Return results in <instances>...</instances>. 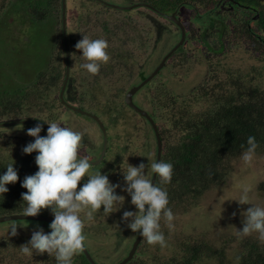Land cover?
<instances>
[{
  "label": "rangeland",
  "instance_id": "rangeland-1",
  "mask_svg": "<svg viewBox=\"0 0 264 264\" xmlns=\"http://www.w3.org/2000/svg\"><path fill=\"white\" fill-rule=\"evenodd\" d=\"M55 1L60 3V0ZM209 1L204 0V5H197L196 12L201 14L204 10L206 11L211 6V4H205ZM107 2L116 6L118 4L130 5L138 2V0H107ZM79 3H84L87 6L84 10L86 12L80 11ZM66 6L69 15H75L71 26L76 27L75 30L78 33L83 28L82 25L90 21L88 23L90 31L87 35L90 39H93L92 35H94V39H106L108 41L106 51L109 50L110 46H113L116 40L118 50H122L123 53V51H129L133 48V58L137 57L131 67L133 74L127 73L123 67H116L114 74L107 78L101 74L99 77H102L98 78L95 83L98 87L93 89L91 86L94 85L92 81L94 75L80 67L82 63L87 62L81 55V50L77 49L78 52L69 59V77L73 81V89L70 94L71 101L79 98L78 105L80 108L90 112L94 111L100 118L106 134L109 135V138L107 137L108 149H106L108 155L102 165L97 164L92 169L100 170L102 174H108L111 182H119L123 185L121 170H125L128 163L136 166L143 162L150 166L151 162L155 160L156 139L151 125L132 108L126 106L122 102V96L132 81H138L142 76H147L153 71L166 51L170 49V46L179 40L180 34L174 33L173 24L148 9L138 8L121 11L104 8L89 0H66ZM42 8H46L45 3L42 4ZM75 9L79 11L76 12ZM23 10V5L15 2V0H0V100L5 102L6 107H8L7 103H15L18 106L14 112H10L7 116L37 118L46 122H62L74 130L85 131L84 149L81 151H85L87 155L89 153L96 155L102 146V137L96 122L86 114L66 110L59 98L65 72L61 42H58L55 53L51 49L56 46L59 37L56 30L59 29L60 24V8L59 11L55 12L47 10L43 15L31 19L22 14ZM143 12L145 15H142ZM191 12L195 14L193 9ZM151 21L157 24L158 28H152ZM226 23H228V19ZM103 24L106 25L107 30L102 27ZM252 25L254 26V23ZM115 26L116 32L114 31ZM226 26L232 28V24H226ZM111 29L113 38L109 37ZM194 29L191 31L192 35L198 33ZM219 31L217 26L210 31L207 30L209 33L207 38L212 47L217 48L219 39L216 41V33ZM138 34L140 37L143 36V40L140 38L142 49L139 48V42H137ZM122 36L129 38L125 47L121 45ZM230 37L234 39L232 35ZM82 38L83 35L78 38V41ZM227 38L226 31L224 40L226 41ZM251 44L250 41H246V44L243 45L248 48L246 51L243 49L237 51L238 48L234 46L226 56L210 59L211 62L207 61L200 64L194 56L195 47L188 44L184 50L190 53L185 62L189 63L190 57H192L196 59L197 64L184 70H181L183 63L178 64L173 57L169 66L165 68L166 70L164 69L166 79L161 81L162 87L157 85L155 88L153 86L152 88L144 87L136 96L143 110L156 114L155 123L158 131L161 132L162 126L165 127L166 125L164 118L166 106L165 109L162 108L163 106L159 107V104H164L161 99L160 102L158 101L156 109L153 108V96L156 97L164 92L175 97L187 95L200 81L205 79L203 77H206L211 67L216 70L222 65L232 64L233 69L251 71V64L255 61L252 56H248V51H252L253 55L257 54ZM50 52L54 53V56H50ZM138 63L139 70L142 71L139 77L135 74ZM172 63L178 65L172 67ZM53 68L58 70L60 77L54 87L51 86V89H48V84L51 82L49 76L56 72ZM75 72L80 75L76 77ZM49 90H51L50 93ZM63 98L66 100L67 96L63 95ZM91 99H96L99 106L92 104ZM47 104L49 107H46ZM3 109L1 107L0 112ZM4 116L0 115V118H4ZM35 125L23 123L15 126V128L0 129V157L3 161L13 162V157L18 154V151L27 143L34 141V137L27 135V129ZM40 135H46L44 128H42ZM162 136L165 137L163 134ZM163 142L164 139H162ZM229 164L232 169L224 182L218 187L204 191L199 205L192 211L174 217L172 221L174 226L171 229L167 227V222L162 217L160 223L162 224L161 231H163L167 242L165 246L173 247L171 244L181 239H187L189 236L198 238L201 235L214 246L225 247L228 256L234 254L233 249L240 239L235 233L237 229L242 228V213L251 206L248 204L240 205L234 199L239 196L241 186L248 185L251 188L249 196L252 203L264 206V197L257 190L258 185L264 182V154L256 153L251 166L244 163L241 154L231 159ZM146 171H150V167ZM86 179L87 177L82 178L78 182V187ZM116 192L125 197L122 208L106 216L102 211L103 206H101V210L95 213L93 221L85 220L84 222L85 246L98 264H115L121 260L132 247L131 243H133L137 233L129 229L127 223L121 220L123 211H136L135 206L130 203V196L121 188H117ZM46 210L47 212L43 210L40 214L51 213L50 208ZM81 216L83 218L84 214L82 213ZM34 221L31 224L40 223L41 226H48L50 223L45 225L46 222L42 224L41 221ZM17 224L30 226L24 220H21L20 223L17 222ZM6 225L8 224L0 225V239L9 237L6 234ZM27 231H29L27 228L18 225L17 235L27 234ZM30 231L29 234H32L34 230L30 228ZM251 236L257 238L256 233L251 234ZM233 237H237V239L228 242V238L232 239ZM142 239L137 250L143 244ZM153 250H156L155 246Z\"/></svg>",
  "mask_w": 264,
  "mask_h": 264
},
{
  "label": "trees",
  "instance_id": "trees-1",
  "mask_svg": "<svg viewBox=\"0 0 264 264\" xmlns=\"http://www.w3.org/2000/svg\"><path fill=\"white\" fill-rule=\"evenodd\" d=\"M138 1H148L161 12L167 13L180 4L193 7L195 20L200 21L202 28L206 30L200 37L190 36L188 42L195 47L194 56L199 64L205 60L211 62L210 59L226 56L234 46L238 48L237 51H246L248 48L243 46L246 41L252 43L253 50L257 53L253 55L252 51H248V56H252L255 61L251 64V71L233 69L232 64L222 65L216 70L211 67L206 77H203L205 79L187 95L175 97L164 92L153 96V108L156 109L161 99L164 104H159V107L163 106L165 109L166 106V125L162 126L161 132L158 131L160 138L164 139L160 159L173 164V174L170 183L161 186L167 189L168 207L176 218L197 207L204 191L218 187L224 182L232 169L230 160L240 156L247 148L249 136H254L258 143L256 153L264 154V0H231L243 5L245 10H228V23L223 22V14L214 13L213 18L221 21L219 24L209 22L211 8L217 0L205 3L211 6L203 11L204 15L196 12V6L204 5V0ZM226 24H232V28H228ZM215 26L220 29L219 33H216V41L219 39L217 48L212 47L207 38V30L210 31ZM226 31L228 38L225 41ZM58 77L53 76L48 84L49 89L54 87ZM2 104L3 102L0 106ZM7 106H1L4 108L2 114L18 108L15 103H7ZM46 107H49V104ZM155 117L156 114L152 113L154 123ZM35 156V151L31 154L22 151V154L13 158L18 180L9 183V191L0 195V215L23 212L26 204L22 201L21 193L27 189L21 186V181L26 175L34 174L38 170ZM8 163L11 162L3 161L0 157V173L6 171ZM155 183L160 185L157 176ZM257 190L264 197V182L258 185ZM43 210L46 211L44 208L41 212ZM24 221L30 224L24 226L29 230L27 234L0 239V264H56L54 254L45 252L27 256L20 251V246L26 244L31 237L30 228L36 230L37 225L41 226L40 223L31 224L34 220ZM12 222L20 223L21 220L0 225ZM41 227L45 232H50L47 225ZM236 239L237 237L228 238V242ZM142 240L143 244L126 264H264V242L251 235L238 240L232 256L227 255L225 247H216L201 235L198 238L189 236L187 239H181L171 244L173 247L160 248V245H154L156 250H153L154 246L148 245L144 238ZM73 264L90 263L81 251L73 257Z\"/></svg>",
  "mask_w": 264,
  "mask_h": 264
},
{
  "label": "clouds",
  "instance_id": "clouds-1",
  "mask_svg": "<svg viewBox=\"0 0 264 264\" xmlns=\"http://www.w3.org/2000/svg\"><path fill=\"white\" fill-rule=\"evenodd\" d=\"M75 48L81 50L87 61L80 67L93 75L110 59L106 51L108 41L103 38L90 39L83 35ZM46 123L49 126L44 136L40 135L43 127L40 123L27 129V135L34 137V141L27 143L22 151L25 154L36 152L38 170L21 181V186L27 189L21 193L26 204L22 214L36 216L42 209L50 208L54 219L48 225L50 232L46 233L43 227L37 225L28 242L20 246V251L27 256L46 252L54 254L56 264H73V257L85 247V220L93 221L101 206L106 216L123 207L125 197L117 194V188L131 197L130 203L136 209L123 211L121 220L133 232L139 231L148 245L164 247L166 241L160 221L163 217L171 229L174 214L168 207L167 189L161 185L170 183L173 164L163 159L153 160L150 166L143 162L136 166L128 163L126 169L121 170L124 184L113 183L108 174L93 170V160L81 151L84 149L85 131L74 130L62 122ZM257 147L255 137L249 136L247 148L241 154L246 165L251 166ZM13 165L14 161L8 163L6 171L0 173V195L9 191V183L18 180V171ZM149 167L150 171H146ZM153 174L159 178L160 185L153 184ZM84 177L87 179L78 187V182ZM250 191V186L242 185L239 196L234 199L240 205H251L242 213L243 226L237 229L235 235L243 238L256 233L257 239L264 242V206L252 203ZM17 228L15 222L6 225L7 236H16Z\"/></svg>",
  "mask_w": 264,
  "mask_h": 264
},
{
  "label": "flooded vegetation",
  "instance_id": "flooded-vegetation-1",
  "mask_svg": "<svg viewBox=\"0 0 264 264\" xmlns=\"http://www.w3.org/2000/svg\"><path fill=\"white\" fill-rule=\"evenodd\" d=\"M84 1H88V0H84ZM89 1L90 2H93V4L96 3V4L100 5V6H103L104 8L116 9V10H121V11H123V10L138 9V8L148 9V10L152 11L153 13L157 14L158 16L163 17L165 20H167L171 24H173V26L175 28L174 33H176V34L178 33L181 36V30L182 29L184 30V40H183V43L180 44L177 47V49H175L171 53V55L165 61L164 66L157 72V74L152 78V80L149 81L148 83H146L145 85H143L142 87H140V89L137 90L133 94L132 100L135 103V105L139 106L140 108H142V107H141V104L139 103V101L136 98L137 93L141 89H143L144 87L145 88L146 87L152 88V86H153L155 88L156 85L158 87H162L160 83L163 82L162 80H164V78L166 79V77H165V70L166 69L165 68H167L169 66V63H171L170 61H171V59L173 57H174L175 61H177L178 64L179 63H183L181 65V70L187 69L188 67H192L193 65H196L197 64L196 59H194L192 57H190V62L189 63H186L185 62V59L188 58L190 52L189 51H185L184 49H185V46L188 45L190 36H192V37L199 36L200 37L201 36V33H204V31H206V30H205V28L204 29L202 28L200 21H196L195 20L196 19V15L193 12H191V9H193L192 6H187V5H181L180 4V5L176 6L175 8H173V10H171L170 12L167 13V12H161L158 8H156L154 5H152V3L148 2V1H146V2L145 1L135 2V3H133V5L134 4H140V5L135 6V7L131 8V9L116 8L112 4L108 3L107 0H105V1L104 0H89ZM15 2H18V3H20V4L23 5L24 10H23L22 14H24L25 17H28L29 19L35 18V17H37L39 15H43L47 10L48 11H53V12L59 11V8H60V24H59V29L56 30L57 33L59 34V37L57 39L56 46L54 48H52L51 51H53L55 53V51L57 50V44H58V42H61L60 45H62V47H63V53H64L63 54L64 55L63 62H64V66H65V72H64V78H63V82H62L60 91L63 88V86H65V87H64L63 94H60L59 95V98H60L61 103L66 107V110L76 111L73 108H80L79 105H78L80 99L79 98H76L74 101H71L70 94H71L72 89H73V86H72L73 85V81H72V78L69 77V72H70L69 59L71 58V56L75 55L78 52L77 49L75 48V44L78 42V38L79 37L81 38L82 35H86V36L88 35V32L90 31V29L88 28V23L90 21L84 23L82 25L83 28L78 33L75 30L76 27H72L71 26V23L74 22L75 15L74 14H72L71 16L69 15V11H68L67 6H66V0H65V11H64V15H62V11H63L62 10V0H60V3L59 2H56L55 0H40V2H37L36 0H15ZM44 3L46 4V8L43 9L42 8V4H44ZM143 4L150 5L151 7L145 6ZM130 5H132V4H130ZM119 6H129V5H121L120 4ZM79 7H81V10L80 11L86 12L84 10L87 8V6H85L84 3H79ZM35 9H37V10H35ZM250 9H252V8H250ZM75 10H76V12L79 11L77 9H75ZM228 10L229 11H234V10H240V11H242V10H245V7L243 5H241V4H237V3L233 2L231 0H217L214 3L213 8H211V17L209 18V22L210 21L212 23L217 22L218 24L221 23V21L218 22L217 20H215L213 18V14L216 13V12H218L219 14H223V22H227ZM172 13L175 15V18L181 23V25H182L181 27L182 28L179 25L175 24L174 21L166 18V15H170ZM142 15H145V13L143 12ZM63 21H64V23H63ZM102 27L107 30V27H106L105 24H103ZM151 27L152 28H158L157 27V24H155L152 21H151ZM193 28H195L194 31H198V33L196 35H192L191 34V31H193L192 30ZM201 29H202V31H201ZM114 31L116 32V26H115ZM109 32H110L109 33V37L110 38H113L114 36H113L112 29ZM92 36H93V39H94V35H92ZM140 38H142V40H143V36L140 37V35L138 34L137 35V42H139L138 43L139 48L142 49L143 46L140 45V43H141L140 42ZM180 38H179V40H180ZM179 40L176 43L172 44L170 46V49L167 50L165 54H167L179 42ZM121 41H122L121 45L123 47H125L126 44H127V42L129 41V38L122 36L121 37ZM181 47H182V49H181ZM118 49H119V47H118L117 42L115 40L113 46H110L109 50L107 51L108 54H109V56H110V59L108 61L109 63L106 64V65L105 64L101 65V68H100L99 72L97 74H95L93 76V78H92V81L94 82L93 83L94 85L91 86L92 89L98 87L97 85H95V83L98 81V78H101L102 76H104L105 78H107L108 76L113 75L114 72H115V68L116 67H123L126 70L127 73L129 72V73H132L133 74V69H131V67H132V64H134L135 60L137 59V57L136 58H133V54H134L133 48H131L129 51H126L125 50V51H123V53H122V50H118ZM51 53L52 52H50V56H52V55L54 56V53H52V54ZM207 61L208 60H205V63ZM177 63H175V64L172 63V67L177 66L178 65ZM53 69L56 70V68H53ZM101 74H102V76L99 77ZM135 74L138 77H139L140 74H142V71L139 70V63H138V68H137V71H136ZM173 74H174V72H173ZM54 75H58L60 77V73L58 72V70H56V72L54 74L50 75L49 76V79H53V76ZM74 75L76 77H78L80 74L79 73L77 74L75 72ZM38 76H40V75H38ZM59 77L57 78V80L59 79ZM145 77H146V75L145 76H142L140 78V80H138V81H132L131 85L129 86V88H127L125 90V92H124V94L122 96V102L124 104H125V102H124V96H125L126 92L131 87H133V86L138 85L139 83H141ZM176 79H179V78H176ZM46 87H47V85H46ZM50 92H51V90H49V93ZM63 95L64 96H67L66 100L63 98ZM159 95H161V93ZM116 96H117V93H116ZM117 100H118V96H117ZM96 101H97L96 99H91L92 104H94L95 106H99V104ZM152 101H153V97H152ZM1 102L2 101L0 100V103ZM4 103L2 105L5 108L6 106H5ZM1 106H0V109H1ZM80 109H82V108H80ZM82 110H84V109H82ZM14 111L15 110H13L12 112H14ZM85 111L90 114V115H87V114L86 115L89 116V117H91L94 121H95V119L92 117V115L98 117V115H96L94 113V111L93 112H90V111H87V110H85ZM76 112H78V111H76ZM78 113H80V112H78ZM147 113L152 117V113H150L149 111H147ZM7 114H9V113L2 114V112H0V115H5L4 118H0V124L3 121H7L8 122V123H6L7 125H4V126L3 125H0V129L8 128V127H14L15 128V126H18V125L23 124V123H33V124H37L36 121H39L37 118L36 119L35 118H19L20 120L18 122H16V124H12V121L11 120H14L15 118H18V117L17 116L8 117ZM140 116L143 117L147 121V119L144 116H142V115H140ZM40 121H42V120H40ZM42 122H44V121H42ZM66 123H67V121H66ZM96 124H97V122H96ZM97 127H98V129H99V131L101 133V137H102V143H101V145L102 146L100 148V151H98L96 155H91L90 153L88 154V156L91 159H93V161L94 160H97L99 158V156H100V154H101V152L103 150V135L104 134L102 133L101 128L99 127L98 124H97ZM42 128H44L45 130H47V128H45V126H43ZM105 135H106L105 153H104L101 161L98 163L99 165H102L104 163V160H105L106 156L108 155V153L106 152V149H108V146L107 145H108L109 135L106 134V131H105ZM22 149H20L18 151V154L16 156L22 154ZM94 150L96 151V149H94ZM92 166L95 167V165H92ZM129 199H131V197H129ZM46 209L47 208H45V210ZM46 212H47V210H46ZM46 215L53 216L52 212L49 213V214H46ZM41 222L43 223V221H41Z\"/></svg>",
  "mask_w": 264,
  "mask_h": 264
},
{
  "label": "water",
  "instance_id": "water-1",
  "mask_svg": "<svg viewBox=\"0 0 264 264\" xmlns=\"http://www.w3.org/2000/svg\"><path fill=\"white\" fill-rule=\"evenodd\" d=\"M140 4H132V5H129V6H119V5H113L114 7L116 8H122V9H131L135 6H138ZM145 6H148V7H151L150 5H147V4H143ZM62 15H64V11H65V0H62ZM166 18L167 19H170L172 21L175 22V24L179 25L180 27L182 26L181 23L175 18V15L172 13L170 15H166ZM255 18H257V15L255 16ZM64 23V21H63ZM182 28V27H181ZM180 40L179 42L167 53L164 55V57L162 58V60L158 63V65L154 68V70L149 74L147 75L143 81L141 83H139L138 85H135L133 87H131L125 94L124 96V102L125 104L129 107V108H132L134 111L138 112L140 115L144 116L147 121L150 123L151 125V128L154 132V135H155V139H156V158L155 160H159L160 159V155H161V149H162V141H161V138H160V135H159V132L157 130V127L154 123V121L152 120L151 116L147 113V111L143 110L142 108H140L139 106L135 105V103L133 102L132 100V97H133V94L140 89V87H142L143 85H145L146 83H148L149 81L152 80V78L157 74V72L164 66V63L165 61L167 60V58L171 55V53L177 49V47L183 43V40H184V30L182 29L181 30V36H180ZM64 87L61 89L60 91V94H63V91H64ZM74 110L80 112V113H83V114H87V115H90L88 112H86L85 110H82L80 108H73ZM92 117L95 119V121L97 122V124L99 125V127L101 128V131L102 133L104 134L103 135V150L99 156V158L97 160H94L92 161V163L94 165L98 164L104 153H105V147H106V135H105V129L103 127V124L102 122L100 121V119L96 116H93ZM20 119L19 118H15L14 120H11L12 121V124H16V122H18ZM37 123H40L42 126H45V128H48V126L42 122V121H36ZM6 123H8L7 121H3L1 122L0 125H7ZM155 181H156V174H153L152 176V182L153 184H155ZM147 207V206H146ZM52 219H54L53 216H50V215H45V214H38L36 216H25L23 215L22 213H12V214H4V215H0V223H4V222H8V221H14V220H36V221H43V222H51ZM142 237L139 235V231H137L136 233V236L134 238V241L133 243H131L132 247L127 251L126 255L121 259L119 260L118 262H116L115 264H126L127 262H129L134 254L136 253L137 251V248H138V245L141 241ZM82 253L84 254V256L86 257V259L88 260V262L90 264H98L94 259L93 257L91 256V254L89 253L87 247L85 246L82 250Z\"/></svg>",
  "mask_w": 264,
  "mask_h": 264
}]
</instances>
